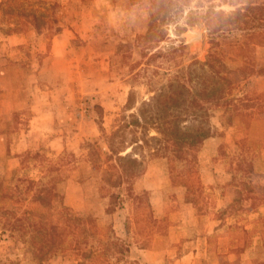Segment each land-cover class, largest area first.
Wrapping results in <instances>:
<instances>
[{"label":"rangeland","instance_id":"obj_1","mask_svg":"<svg viewBox=\"0 0 264 264\" xmlns=\"http://www.w3.org/2000/svg\"><path fill=\"white\" fill-rule=\"evenodd\" d=\"M257 1L261 2L0 0V195L13 196L0 198V264L80 262L78 236L63 226L56 233L60 249L43 258L31 248L29 236H12L7 231L11 210L22 215L33 206L29 198L35 187L31 193L20 194L27 185L23 181L48 180L45 166L56 168L51 176L56 181L58 210L66 206L74 215L92 216L103 235L130 245V252L119 261L110 252L108 264H183V253L196 245V230L213 224L229 231L233 240L251 243L257 235L264 240V186L253 182L264 178V171H253L260 130L251 128L255 116L264 113V43L243 57L238 44L245 33L232 28L237 18L215 13L223 10L227 15ZM208 19L220 28L213 31ZM12 35L17 37L9 39ZM210 51L224 61L223 74L229 81L222 85L212 79L215 68L204 64ZM247 56L249 65L243 59ZM191 63L192 80H182L192 93L200 98L213 86L225 90L221 102L208 111L194 109L205 119L185 122L194 136H201L193 149L194 160L146 157L133 197L112 204L100 192L104 167L91 160L90 144L106 149V133L137 112L144 101L160 105L155 97L166 90L174 75H186ZM180 107H184L182 101ZM227 133L235 141L236 153L221 148L216 155L203 157L205 139ZM151 135L160 133L150 128ZM21 141L26 142L22 150ZM144 149L138 148L134 156L140 157ZM38 151L43 158L22 163L26 155ZM207 166H211L210 177H217L213 184L203 180ZM21 196L26 200H20ZM252 197L261 199L257 208L254 203L245 206V199ZM140 200L151 203L152 210L142 211L151 222L157 220L154 225L135 212ZM182 201L192 203L191 208L209 220L197 228L184 223ZM138 217H142L140 224ZM152 249L161 250V255L148 261L151 258L146 255ZM204 249L200 247V252ZM242 249L221 253L218 261L237 263ZM261 250L259 258L264 257V246ZM200 258L196 264H213L205 255Z\"/></svg>","mask_w":264,"mask_h":264},{"label":"trees","instance_id":"obj_2","mask_svg":"<svg viewBox=\"0 0 264 264\" xmlns=\"http://www.w3.org/2000/svg\"><path fill=\"white\" fill-rule=\"evenodd\" d=\"M164 1L170 4L175 0ZM215 13L224 17L237 18L236 21H233L232 28L242 29L245 33L246 38L238 44V50L243 53V57L257 44L264 43V0L239 6L227 15L223 10L215 11ZM207 24L213 31L220 28V26L210 22L209 19ZM228 25L231 26L232 24ZM243 59L245 63L250 64L251 61L248 56ZM192 64L187 67L186 75H174L166 90L155 97L160 105H154L153 100L144 101L145 105L150 106L149 109L142 104L137 108V112L125 116L121 124L106 133V149L90 144L91 160L103 164L104 167L102 177L104 183L100 187V192L103 196H108L112 204L117 205L123 203L126 198L133 197L135 185L145 169L143 160L146 157H169L172 161L185 160L191 162L194 160L192 158L194 157L193 149L201 140V136H194L187 129L188 126H185V122L198 118L205 119L204 116L195 113L194 109L200 108V110L208 111L212 104L221 102V99L225 97V90L223 87L220 89L213 86L212 92L209 89L207 94L204 93L205 96L200 98L192 93V88L187 87L186 81L182 80L184 77L187 81L192 80V69L190 68ZM204 64L215 68L212 79L220 85L228 80L223 74L224 61L216 53L210 51ZM206 89L207 87L204 88V91ZM185 90L187 93L183 98ZM180 101L184 104L183 108L180 107ZM189 110L192 111L191 114H184L185 111ZM150 128L156 129L160 135L149 136ZM208 135H210L209 131L206 133V136ZM206 136H202V138ZM141 140L143 142H140ZM153 141L156 142L155 145L152 144ZM130 147L132 150L128 151ZM145 147H147V153H145ZM138 148L144 149L139 152L140 157L134 156V152ZM40 158H43V154L38 151L26 155L22 159V163L31 160L38 161ZM45 167L48 180L31 179L28 182L23 181L27 184L24 189L17 186L18 189L23 190L20 194L31 193L33 187H35V192L29 198L32 200L33 206L27 207L22 215H16L17 213L15 214L11 210L12 218L7 222L9 226L7 231H10V235L14 236L18 233L22 238L29 236L27 240L37 256L51 257L60 249V243L56 240V233L57 229L63 226L68 233H74L78 236V249L81 251L79 264H108L110 252L111 257L116 258L117 261L127 256L130 252V245L121 238L115 239L112 236L103 235L94 217L74 215L66 206L57 209L58 206L54 202L56 181L51 176L56 168ZM2 188V183H0V192ZM3 197L13 196L1 194L0 198ZM24 199L21 196L20 200ZM148 207L152 210L151 203L148 202L147 204L145 200H140L135 205V212L140 211L145 215L144 218L141 217L142 220L144 219L146 223L154 225L152 222L157 220L153 219L154 221L151 222L148 215L142 211ZM141 218L136 219L139 224ZM152 218H154L153 215Z\"/></svg>","mask_w":264,"mask_h":264},{"label":"crops","instance_id":"obj_3","mask_svg":"<svg viewBox=\"0 0 264 264\" xmlns=\"http://www.w3.org/2000/svg\"><path fill=\"white\" fill-rule=\"evenodd\" d=\"M16 35L9 36V39L16 38ZM264 125V113L259 114L255 116L253 119V125L251 128L255 127L254 129H259V136L257 137V141L259 140V149L257 150V159L253 161V171L256 174V172H263L264 171V126H261L260 124ZM258 125V126H257ZM25 141H21L18 143L19 149H23L25 147ZM221 148L227 149L228 151L232 153H236V144L235 141L232 139L230 133H227L226 135L217 136V137H209L205 139L203 143V157H212L219 152ZM204 177L203 180L206 184H213L216 182L217 177L212 176L210 177L211 172V166L205 167L203 169ZM254 183H258L260 186H264V178L261 180L254 179ZM163 187V184L160 186ZM182 190V189H181ZM260 197H252L250 199H245V206L247 203L252 204L254 203L258 207V202L260 203ZM159 202V201H158ZM182 201L183 207L182 209V216H183V222L184 223H190L194 228H197L201 226V223H206L209 219L206 217V215L197 214L194 210V208H191L192 203L184 202ZM262 203V202H261ZM260 203V204H261ZM162 207V206H161ZM193 207V206H192ZM162 210V209H161ZM194 210V211H193ZM262 210L255 211L256 215H260L262 213ZM253 211V210H252ZM251 211V212H252ZM179 212L175 214V216L179 217ZM243 214H248L247 211H243ZM264 214V213H263ZM179 220H182L180 218ZM210 225V223H209ZM212 225V224H211ZM217 224H213L211 227H208L207 229H197L195 238L196 245L183 253L181 256L182 263H192L196 264L198 261H201L202 258H200L201 255H205V258L212 261L213 264H221V261L219 259V255L221 253L223 254H229L231 250L234 247H242L241 255H240V261L234 264H259L258 261L264 260V257H260L259 255L261 253V249L264 246V240L262 239V235H257L254 240L249 242H245L244 240H233L229 234V231L220 230L216 226ZM228 225V223H225V227ZM204 227V226H203ZM233 225L231 223L227 228H231ZM201 228V227H200ZM244 228L249 229V226L245 224ZM225 232V234H224ZM219 233L223 234L217 235ZM200 247H205L203 252H200ZM161 250L158 249H152L148 251V254L146 256H149L151 260L148 261H155L157 260L158 255H161ZM204 258V259H205ZM259 258V259H258ZM227 264H233V263H227ZM264 264V263H260Z\"/></svg>","mask_w":264,"mask_h":264}]
</instances>
